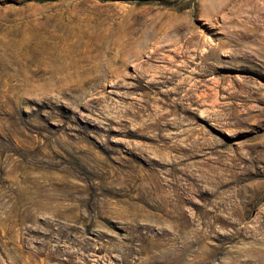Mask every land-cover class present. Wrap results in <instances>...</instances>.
Returning <instances> with one entry per match:
<instances>
[{
    "label": "rangeland",
    "instance_id": "rangeland-1",
    "mask_svg": "<svg viewBox=\"0 0 264 264\" xmlns=\"http://www.w3.org/2000/svg\"><path fill=\"white\" fill-rule=\"evenodd\" d=\"M0 264H264V0H0Z\"/></svg>",
    "mask_w": 264,
    "mask_h": 264
},
{
    "label": "bare ground",
    "instance_id": "bare-ground-1",
    "mask_svg": "<svg viewBox=\"0 0 264 264\" xmlns=\"http://www.w3.org/2000/svg\"><path fill=\"white\" fill-rule=\"evenodd\" d=\"M77 22V21H76ZM111 35V34H110ZM112 38V37H111ZM108 39V38H107ZM109 42V41H108Z\"/></svg>",
    "mask_w": 264,
    "mask_h": 264
}]
</instances>
